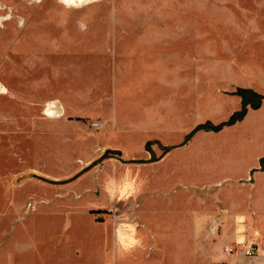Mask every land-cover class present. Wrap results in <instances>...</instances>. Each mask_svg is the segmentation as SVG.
<instances>
[{"label": "rangeland", "instance_id": "374dc122", "mask_svg": "<svg viewBox=\"0 0 264 264\" xmlns=\"http://www.w3.org/2000/svg\"><path fill=\"white\" fill-rule=\"evenodd\" d=\"M166 29L190 38L115 45ZM247 90L264 0H0V264H241L264 110L224 125Z\"/></svg>", "mask_w": 264, "mask_h": 264}, {"label": "crops", "instance_id": "0c3cea01", "mask_svg": "<svg viewBox=\"0 0 264 264\" xmlns=\"http://www.w3.org/2000/svg\"><path fill=\"white\" fill-rule=\"evenodd\" d=\"M116 34V40H122L120 43H115L117 46H121L122 43L124 44L125 41L133 39L136 42H142L143 44H146L149 47H154L155 49L160 47L164 48L165 50L170 45H173L175 43H179L181 39L189 40L190 35L187 31H181L176 32L173 31V29H166L165 31L160 30H136L134 32L130 31H123V32H117ZM200 32L198 33V41ZM195 36V35H194ZM157 50V49H156ZM155 56V55H154ZM164 61V60H163ZM242 101L240 104H238L237 108L234 109L233 113L236 111H239L242 106ZM261 109L259 110H252L250 109L245 119L249 118L251 114L259 113L264 110V101L261 105ZM232 113V114H233ZM262 157V156H261ZM259 157V159L261 158ZM261 186V183L259 185V188ZM259 188L257 192H259ZM257 197V196H256ZM230 204L228 205L230 207L229 211L231 213L230 217L228 218V222L232 228H237L238 232H245L246 235L244 236V241L239 243H251L256 242L259 246V254L256 257L253 258H246L241 257L239 259H242L240 261L241 264H264V243H261L262 238H264V205L263 202L259 198H253L252 203L249 204L248 210L244 208V206L239 204L238 200L231 199ZM217 220V219H216ZM219 222L221 219H219ZM215 222V221H214ZM114 236V243H120V240L122 236H120L122 230L116 226L112 229ZM259 235V238H255V234ZM261 239V240H260ZM110 240V237L108 238V241ZM237 242V243H238ZM228 255V254H227ZM232 256V255H230Z\"/></svg>", "mask_w": 264, "mask_h": 264}, {"label": "trees", "instance_id": "16d2710c", "mask_svg": "<svg viewBox=\"0 0 264 264\" xmlns=\"http://www.w3.org/2000/svg\"><path fill=\"white\" fill-rule=\"evenodd\" d=\"M243 94H244V106H243V110L239 113H236L233 118L231 119V121L227 124H225L224 126H227V125H233L235 124L237 121L243 119L245 117V115L247 114L248 112V109L249 107L251 106L253 109L257 110L260 108V106L262 105V98L259 94L253 92V91H243ZM208 128V125L206 126H201L198 128V130H201V129H207ZM221 127L219 128H215L216 130H219Z\"/></svg>", "mask_w": 264, "mask_h": 264}, {"label": "built area", "instance_id": "2783aa9c", "mask_svg": "<svg viewBox=\"0 0 264 264\" xmlns=\"http://www.w3.org/2000/svg\"><path fill=\"white\" fill-rule=\"evenodd\" d=\"M95 127L99 128V124H94ZM254 181L250 179L248 181L249 184H252ZM245 184V182H242ZM214 224L218 225L219 220H215ZM226 254L228 255H235L238 257H246V258H253L259 254V246L256 242L251 243H237L236 247L228 246L225 249Z\"/></svg>", "mask_w": 264, "mask_h": 264}, {"label": "bare ground", "instance_id": "6f19581e", "mask_svg": "<svg viewBox=\"0 0 264 264\" xmlns=\"http://www.w3.org/2000/svg\"><path fill=\"white\" fill-rule=\"evenodd\" d=\"M60 112H62V111L60 110Z\"/></svg>", "mask_w": 264, "mask_h": 264}]
</instances>
